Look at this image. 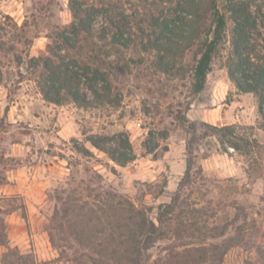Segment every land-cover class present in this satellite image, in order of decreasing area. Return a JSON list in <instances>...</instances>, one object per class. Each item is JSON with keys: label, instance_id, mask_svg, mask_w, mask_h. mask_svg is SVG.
<instances>
[{"label": "rangeland", "instance_id": "rangeland-1", "mask_svg": "<svg viewBox=\"0 0 264 264\" xmlns=\"http://www.w3.org/2000/svg\"><path fill=\"white\" fill-rule=\"evenodd\" d=\"M77 1L83 8L99 6L100 1L112 5L116 27L106 33L104 42L98 41L108 28V16L98 13L93 37L79 53L60 51L57 40L58 32L73 22L70 0H0V211H12L4 217L8 248L19 249L36 264H51L58 252L44 225L60 206L57 198L67 195L98 209L96 194L108 192L116 196L113 202L121 199L136 209H149V218L158 226L159 206L170 204L183 178L185 143L190 138L180 122L185 115L196 125L192 156L197 154L195 168L201 165L200 171L191 172L201 174L183 183L180 195L186 202L181 209L182 216L196 210L193 228L200 231H175L168 216L161 229L163 239L146 250L147 264H156L171 252L199 247L203 236L207 245L220 247V253L232 246L214 264H264V122L257 99L239 94L228 76L234 63V25H228L226 42L212 61L203 92L185 111L197 41L182 56L163 54L153 49V43L163 40L152 23L172 20L171 25L177 26L175 16L180 20L186 16L180 8L184 0ZM232 4L255 22L250 36L260 40L256 35L264 36V0H232ZM114 33L122 38L120 44H110ZM166 44L163 41L169 48ZM256 52L263 54L259 46ZM54 54L79 61L90 56L97 58V65L104 61L101 70L109 73L111 103L95 101L84 85L80 94L88 102L85 106L67 98L62 105L46 102L37 86L41 68L32 70L29 60ZM202 124L230 126L233 138L223 141L221 133ZM118 133L128 135L135 156L123 166L87 141L90 136ZM206 158L209 161L204 162ZM163 181L166 187L160 194ZM232 201L238 212L228 207ZM236 213L255 226L239 244L226 241L233 233L226 223ZM6 251L0 247V264Z\"/></svg>", "mask_w": 264, "mask_h": 264}, {"label": "trees", "instance_id": "trees-1", "mask_svg": "<svg viewBox=\"0 0 264 264\" xmlns=\"http://www.w3.org/2000/svg\"><path fill=\"white\" fill-rule=\"evenodd\" d=\"M103 4L104 2L100 1L99 6L83 8V5L77 0H70L73 22L57 34V40L61 44L60 51L81 52L89 38L93 37L94 18L98 13L108 16L107 31L104 30L97 36L100 42L106 40V33L110 34L111 28L116 29V27H114L110 15L112 5ZM180 8L184 10L186 16L184 20L175 16L174 20L178 22L177 26L171 25L172 20L165 22L153 20L152 23L162 33L160 38L170 46L166 48L163 41L162 43L156 42L153 43V49L172 57L182 56L183 52L191 47L189 46L191 42L197 41L196 52L189 67L190 97L185 103L184 110L189 111L195 97L203 92L212 61L225 44L228 25L232 23L234 31L231 45L234 63L228 68V76L239 94H252L257 99L258 113L264 122V36L256 35L260 40H255L250 36L249 30L255 26V22H250L249 17L246 18L236 6H233L232 0H184ZM24 27L19 30L22 31ZM165 34L167 35L165 36ZM120 37L122 36L120 35ZM121 39L117 38L114 33L110 44H120ZM259 41L262 45L257 44ZM256 46L262 49L263 54L256 52ZM91 52L93 50L89 53ZM162 60L161 56L160 64H162ZM97 63V58L90 56L79 61L68 55L60 54L29 60L32 70L41 68L37 86L42 98L55 105H62L66 98L78 106L87 105L88 102L80 94L83 85L90 91L95 101L111 103L109 73L106 70H101V66L106 64L104 61H101L99 65ZM1 79L0 72V83ZM180 122L186 127L190 136L185 143L187 155L185 172L177 190L173 193L170 204L159 206L158 226L149 218V209H136L132 204L121 199L113 202L116 196L108 192L96 194L98 204H100L98 209L89 207L87 204H78L77 198L68 195L64 200L57 198L60 206L44 225V231L49 236L50 244L58 252L57 258L52 260L51 264H147L146 250L154 242L163 239L161 229L168 216L172 217V219L169 218V222L174 223L175 231H180L182 228L184 230L192 228L193 233L200 231L199 228H193L198 220V214L194 213L196 210L192 209L191 212H187L186 216H182L181 204H184L186 199H182L180 195L183 183L190 181L191 177L201 174V172H191V169L195 168L197 159V154L192 156L193 145L196 143V125L185 115L180 118ZM202 125L221 133L219 137L223 141L226 137L233 138L230 126L217 128L206 124ZM166 136V133L163 134V138ZM87 141L120 166L135 159L126 133H118L111 137L90 136ZM230 144L239 151L240 147L237 144L232 142ZM197 145L200 144L197 143ZM146 149L148 150L149 147ZM195 169L200 171L201 165L199 164ZM165 187L166 181H163L159 190L160 194ZM228 207H232L236 212L239 211L235 201H232ZM11 212L2 213L0 211V247L7 249L6 253L2 255L1 264H36L30 256L22 254L19 249L8 248L7 225L4 217ZM251 224L253 225L252 222H248L246 216L240 218L236 213L226 223V227H230L233 231L226 241L235 244L241 243L244 235L255 229V226ZM226 227L224 226L222 235H225ZM205 241L206 238L203 236V239L199 241V247L171 252L159 259L156 264H214V262L220 261L226 251L232 247L225 246L223 253H220V247L207 245Z\"/></svg>", "mask_w": 264, "mask_h": 264}, {"label": "crops", "instance_id": "crops-1", "mask_svg": "<svg viewBox=\"0 0 264 264\" xmlns=\"http://www.w3.org/2000/svg\"><path fill=\"white\" fill-rule=\"evenodd\" d=\"M243 97H244L243 95H239V96H238L239 99H243ZM239 103H241V102H234V104H239ZM231 107H232V106H230L229 108H231ZM236 117H238V116H236ZM206 161H209V159H208V158L204 159V162H206ZM235 170H236V169L231 170L232 173H234ZM184 172H185V160H184ZM184 172H183V173H180V175L183 176Z\"/></svg>", "mask_w": 264, "mask_h": 264}]
</instances>
